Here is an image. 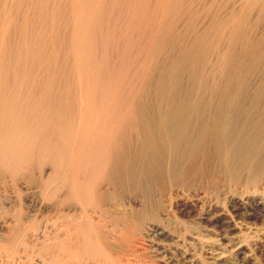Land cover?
Wrapping results in <instances>:
<instances>
[{
	"label": "bare ground",
	"instance_id": "bare-ground-1",
	"mask_svg": "<svg viewBox=\"0 0 264 264\" xmlns=\"http://www.w3.org/2000/svg\"><path fill=\"white\" fill-rule=\"evenodd\" d=\"M264 264V0H0V264Z\"/></svg>",
	"mask_w": 264,
	"mask_h": 264
},
{
	"label": "rangeland",
	"instance_id": "rangeland-1",
	"mask_svg": "<svg viewBox=\"0 0 264 264\" xmlns=\"http://www.w3.org/2000/svg\"><path fill=\"white\" fill-rule=\"evenodd\" d=\"M212 264V263H211Z\"/></svg>",
	"mask_w": 264,
	"mask_h": 264
}]
</instances>
